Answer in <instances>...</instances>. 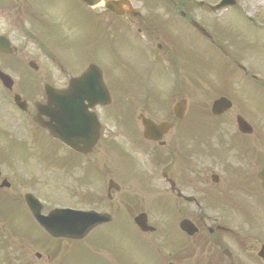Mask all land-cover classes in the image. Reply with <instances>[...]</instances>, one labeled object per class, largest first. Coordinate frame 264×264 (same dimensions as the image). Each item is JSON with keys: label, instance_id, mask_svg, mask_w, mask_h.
I'll list each match as a JSON object with an SVG mask.
<instances>
[{"label": "flooded vegetation", "instance_id": "1", "mask_svg": "<svg viewBox=\"0 0 264 264\" xmlns=\"http://www.w3.org/2000/svg\"><path fill=\"white\" fill-rule=\"evenodd\" d=\"M62 10L63 31L72 39L77 54L76 63L65 64L80 68L90 65L94 59L90 44L88 47L89 37L92 39V14L75 0H70ZM121 10V15L104 10L97 16L104 25L102 57L110 58L112 63L100 67L103 81L110 98L118 101L117 109L97 108L101 122L112 121L115 116L119 130V164L112 174L121 186L113 192L111 200L106 197L104 209L119 216L117 241L109 247L113 264L126 261L127 264H264V189L258 172H254L259 163L249 152L252 146L245 136H236L234 128L230 131L228 125L169 122L168 112L167 118L158 122L170 123V130L158 141L144 139L140 117L157 120L149 112H154L152 102L159 96L183 100L188 88L187 73L182 51L179 53L170 46L173 41L170 37L160 34L156 24L142 18V14ZM173 21L177 26L184 24L182 20ZM132 29L144 32L143 46L136 43V35L129 34ZM156 42L166 43V48ZM40 59L54 62L42 54ZM56 63L63 71L60 63ZM158 64H165L172 77L170 91L156 82ZM54 85L57 89L66 86L63 79ZM220 87L224 92L218 96L230 100L232 89ZM157 89L162 91L158 93ZM39 96L35 94L34 99L45 100L43 93ZM17 112V116L6 120L17 135H25L33 128V117L28 108ZM81 122L87 124L88 119L83 117ZM108 145L100 139L98 152L91 156L107 152ZM236 152L240 155L230 156ZM11 168L7 165L3 173L0 171V185L9 182L8 188H0V194L8 201L14 199L4 206L6 225L20 229L22 216L28 222L31 217L23 201V186L27 183L21 178V171L27 169L18 167L15 174ZM94 171L108 174V167L87 160L86 182L91 181ZM138 216L153 231L141 232L134 224ZM122 219L126 227L120 226ZM183 221L195 227L192 235L179 228Z\"/></svg>", "mask_w": 264, "mask_h": 264}, {"label": "rangeland", "instance_id": "2", "mask_svg": "<svg viewBox=\"0 0 264 264\" xmlns=\"http://www.w3.org/2000/svg\"><path fill=\"white\" fill-rule=\"evenodd\" d=\"M141 0H135L139 3ZM173 3H176V7H180L182 10H185L187 3H197L203 2L204 4H216L220 0H171ZM236 4L234 8L222 9L218 12L216 19L218 25L216 26L217 35L220 39L219 46L227 51L224 55L220 50L214 48L212 45H209L207 42H204L200 39L195 33L190 30H179L178 33L174 36L175 41L183 47L188 48L187 58L192 67L195 69V64L198 61H201L203 64V76L209 80L216 81L219 78H223L228 73V70L234 72L232 67V61H229L231 56L241 57L242 59L240 64L245 66L247 69H251L252 73L258 76L262 81H264V1L260 0H235ZM158 2V1H156ZM70 0H25L24 8L28 9L30 15L36 20V30L43 41V44L46 48L51 49L54 52H58L57 55L65 57L66 52L71 49L70 39L65 37L61 25V18L65 15V12L62 10L65 4H69ZM186 3V4H185ZM154 4V3H153ZM160 6H155L159 11L162 10V5H165L162 2H158ZM139 6V4H137ZM139 7H143L140 5ZM186 11V10H185ZM192 16L200 23L203 24L205 21L206 14L196 5H193L190 10ZM208 13V12H207ZM17 15V17H16ZM20 14H14L8 11H0V34L5 33L13 42L15 46H19L23 49L26 56L31 57L34 52V46L31 42H28L24 39L22 33L27 24L22 22ZM212 18V17H209ZM35 22V21H34ZM17 23L23 29L17 28ZM21 30V31H20ZM97 47H100L98 41L94 39L92 44L93 55L100 54L97 53ZM200 54L202 56H200ZM202 57V58H201ZM102 58V57H101ZM103 59V58H102ZM255 67L257 69L253 70ZM263 68V69H262ZM41 73V72H40ZM16 78V74L12 73ZM29 77V74H27ZM193 77V74H192ZM242 79L241 75L238 73H233V78ZM157 81H162L160 75H155ZM249 92V99L246 101L244 106L247 108V113L249 117L256 115L257 117L252 120L251 123L254 125V138L264 139V93L260 88L251 86ZM30 89V88H29ZM259 92V93H257ZM257 93V95H255ZM203 97L202 102L209 106L212 100L211 95H204L201 92ZM189 99L193 97L189 96ZM242 106L239 103H235V111L233 110L228 114L227 119L225 120L226 124H234V116L236 112L244 114L241 109ZM245 115V114H244ZM243 115V116H244ZM249 118L247 115H245ZM33 150L32 152H34ZM19 154V153H18ZM11 154H8L9 156ZM31 155V152H30ZM33 155V154H32ZM73 182V181H72ZM69 190V188H67ZM57 193H46L42 194L44 199L48 202L47 206L54 205L59 203L54 199V196ZM79 202L75 204L82 205L83 199L80 197L76 198ZM82 200V201H81ZM23 219V229L27 230L31 234H37V230L33 225H31L25 218ZM120 226L126 227L124 219L121 220ZM103 234L99 235L96 239L89 238L90 242L87 244H65V253L62 255L63 262L62 264H105L106 257L97 253L100 248L104 245L103 238L107 237L112 239L115 243L118 236V225L111 224L103 229ZM108 246H115L106 243ZM26 246L27 252H29L28 257L32 260V255L35 251H38L37 248ZM40 250V249H39ZM42 252V251H41ZM15 254V253H12Z\"/></svg>", "mask_w": 264, "mask_h": 264}, {"label": "water", "instance_id": "3", "mask_svg": "<svg viewBox=\"0 0 264 264\" xmlns=\"http://www.w3.org/2000/svg\"><path fill=\"white\" fill-rule=\"evenodd\" d=\"M85 2H87L88 4H95L97 3L99 0H83ZM226 4H233V1L232 0H223L220 5H218L216 8H219V7H222V6H225ZM58 108H55V110H62V108L60 106H57ZM52 218V217H51ZM47 231L50 233V235H56L54 233V230L53 228L51 227H46Z\"/></svg>", "mask_w": 264, "mask_h": 264}, {"label": "bare ground", "instance_id": "4", "mask_svg": "<svg viewBox=\"0 0 264 264\" xmlns=\"http://www.w3.org/2000/svg\"><path fill=\"white\" fill-rule=\"evenodd\" d=\"M261 2H263L264 0H260Z\"/></svg>", "mask_w": 264, "mask_h": 264}]
</instances>
